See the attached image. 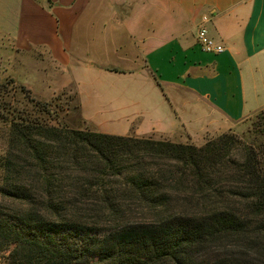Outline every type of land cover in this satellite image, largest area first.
Returning <instances> with one entry per match:
<instances>
[{"label": "trees", "instance_id": "obj_1", "mask_svg": "<svg viewBox=\"0 0 264 264\" xmlns=\"http://www.w3.org/2000/svg\"><path fill=\"white\" fill-rule=\"evenodd\" d=\"M21 114L0 157V199L20 205L0 203L3 264H264V108L257 140L227 132L202 146ZM172 200L208 205L181 215ZM124 206L155 219L119 222Z\"/></svg>", "mask_w": 264, "mask_h": 264}, {"label": "crops", "instance_id": "obj_2", "mask_svg": "<svg viewBox=\"0 0 264 264\" xmlns=\"http://www.w3.org/2000/svg\"><path fill=\"white\" fill-rule=\"evenodd\" d=\"M0 47L47 63L81 130L194 144L264 108V0H0Z\"/></svg>", "mask_w": 264, "mask_h": 264}, {"label": "rangeland", "instance_id": "obj_3", "mask_svg": "<svg viewBox=\"0 0 264 264\" xmlns=\"http://www.w3.org/2000/svg\"><path fill=\"white\" fill-rule=\"evenodd\" d=\"M10 55L11 51L1 49L0 47V157L4 155L6 149L10 120H15L16 116L19 114L22 116L21 112L24 110L33 113L35 117L42 118L43 121L50 125L59 124L73 129H82L83 124L79 122V112L76 110L77 108H75L76 103L72 97L73 93L56 95V89L61 86V83L55 79L56 76H51L52 73L48 68L47 63L43 62L39 64L37 69H40L42 72V75L39 76L37 75V72L32 73L31 66H21V62L14 60V58ZM30 62L32 63V60H30ZM43 69L46 70V73L43 72ZM42 76H44V81L40 82L38 78ZM20 86L24 87L25 89H30H27L30 93H23L19 88ZM31 90L35 93L39 92V95H42L46 99L44 98L43 100H40L34 98V93H32ZM29 99H33L34 101H38L40 104L47 105L51 115L47 117L45 115L36 113L34 107L32 108V104L28 103L27 100ZM259 111L255 114L245 117L236 125L233 124L231 126V124H222L221 122L211 125L207 128L206 132L210 136L216 135V137L223 133L230 132L241 141H244L248 144L252 143L254 140H257L254 134V124L255 118ZM205 135L207 134L204 132L194 133V145L202 146L206 139L215 138L207 137L205 139ZM180 195L185 196L183 194ZM182 196H180V199H182ZM0 203H4L7 206L10 205V207H20L19 204L8 200L0 199ZM202 203L203 201H199L197 205H190L185 201L172 200L169 202V206L172 213L181 215H198L203 211V207L198 205H208L206 202L203 204ZM123 208L124 210L128 211L126 214H124V217H122V221L119 222H152L155 219L151 214L148 213L146 208L141 209L136 206L129 208L124 206ZM158 211H160V209H158ZM113 224L114 223L111 222L107 225ZM6 254L7 252L0 253V264H3V258Z\"/></svg>", "mask_w": 264, "mask_h": 264}, {"label": "built area", "instance_id": "obj_4", "mask_svg": "<svg viewBox=\"0 0 264 264\" xmlns=\"http://www.w3.org/2000/svg\"><path fill=\"white\" fill-rule=\"evenodd\" d=\"M197 41L204 52L220 54L223 52V47L215 44L207 36V31L204 27H201L197 33Z\"/></svg>", "mask_w": 264, "mask_h": 264}]
</instances>
